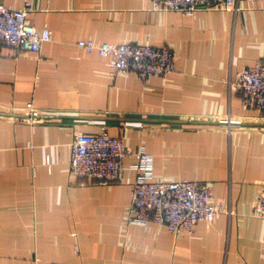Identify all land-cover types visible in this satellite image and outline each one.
<instances>
[{"label":"crops","instance_id":"crops-1","mask_svg":"<svg viewBox=\"0 0 264 264\" xmlns=\"http://www.w3.org/2000/svg\"><path fill=\"white\" fill-rule=\"evenodd\" d=\"M25 1L51 40L38 54L0 58V264H264V223L252 216L264 191V118L229 84L264 59V0L192 16L153 0H2ZM80 40L167 45L175 72L112 77ZM29 103L36 122L15 116ZM102 131L144 147L153 180L211 185L230 215L177 236L129 225L133 159L114 182L69 173L74 136Z\"/></svg>","mask_w":264,"mask_h":264},{"label":"built area","instance_id":"built-area-1","mask_svg":"<svg viewBox=\"0 0 264 264\" xmlns=\"http://www.w3.org/2000/svg\"><path fill=\"white\" fill-rule=\"evenodd\" d=\"M263 0H153L159 11L177 12L192 16L200 10H220L237 14L242 4ZM33 8L25 1L20 8L10 9L0 0V58L15 59L23 54H38L51 40L48 28H36L30 21ZM76 47L86 54H96L109 62L112 77L134 73L144 82L152 76L175 72L174 52L167 46L141 44H95L91 40L77 41ZM229 84L240 93L243 106L264 118V59L235 73ZM22 115L23 121L36 122L39 114L31 103ZM69 173L94 183L114 182L118 179L126 159L136 173L131 185L128 209L129 225L147 226L150 222L164 225L171 235L191 234L200 222L212 223L230 209L215 201L211 185L197 181L165 182L153 180V156L144 147L133 151L120 138L102 131L95 135L77 134L71 145ZM252 216L264 223V191L252 204Z\"/></svg>","mask_w":264,"mask_h":264},{"label":"water","instance_id":"water-1","mask_svg":"<svg viewBox=\"0 0 264 264\" xmlns=\"http://www.w3.org/2000/svg\"><path fill=\"white\" fill-rule=\"evenodd\" d=\"M13 116V115H12ZM16 117H18V118H22V119H24L25 118V116L24 115H15Z\"/></svg>","mask_w":264,"mask_h":264}]
</instances>
